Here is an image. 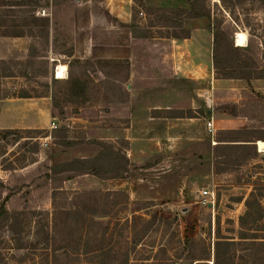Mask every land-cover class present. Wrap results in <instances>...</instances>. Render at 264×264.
Wrapping results in <instances>:
<instances>
[{"label":"rangeland","instance_id":"1","mask_svg":"<svg viewBox=\"0 0 264 264\" xmlns=\"http://www.w3.org/2000/svg\"><path fill=\"white\" fill-rule=\"evenodd\" d=\"M23 1L12 0L0 10L31 9L35 16L49 18V25L23 37L0 35V99L47 94V99L29 102L50 105L53 93L65 113L59 116L52 108L50 119L40 103L35 127L14 128L20 130L16 141L0 139V210L6 212L0 220V264H264V162L246 163L256 155L240 164H219L224 156L216 159L217 150L229 142L212 146L211 137L215 142L251 138L249 133L223 134L231 129L221 120L214 134L206 129L213 111L218 120L249 113L258 118L259 128L264 103L256 89L264 78H220L241 86L222 87L221 100L205 92L201 96L196 87L203 82L187 84L170 72V48L151 38L166 37L171 29L150 27L155 16L144 3L137 2L132 21L124 23L98 0L19 5ZM204 5L211 28V21L223 19L235 30L234 45L237 32L246 34L245 45L250 41L257 49L254 73L264 72L262 1L205 0ZM16 18L17 24L27 23L21 13ZM131 37L139 42L129 49L143 67L140 72L149 74L148 61H154L157 81L129 79L126 60L107 59L118 46L130 44ZM74 39L87 47L75 50ZM70 48L71 58L63 55ZM61 65L65 77L56 78ZM68 76L85 84L83 98L66 101ZM175 85L186 87L191 96L166 97ZM197 98L203 102H194ZM8 110L2 119L17 121L15 125L28 119L12 106ZM52 122L65 126L68 137L79 143L57 144ZM97 141L127 156L124 177L84 174L61 180L62 174L50 171L73 158H93L100 152ZM203 189L214 196L207 204L200 196ZM251 192L263 211L256 223L245 214ZM148 220L153 223L144 230Z\"/></svg>","mask_w":264,"mask_h":264},{"label":"trees","instance_id":"2","mask_svg":"<svg viewBox=\"0 0 264 264\" xmlns=\"http://www.w3.org/2000/svg\"><path fill=\"white\" fill-rule=\"evenodd\" d=\"M12 0H0V6L12 5ZM189 3L188 8H162V7H147V13L155 16L154 21L149 23L150 27L159 26L166 29H171L166 37H172L176 39H185L190 37V31L184 28L183 22L186 19L191 18H207L210 19V12L204 5L205 0H187ZM264 5V0H261ZM38 5L37 0H24L19 2V5ZM17 13H21L24 19L27 20L26 24H17ZM135 13V12H134ZM135 19V16H133ZM223 19H214L211 21L212 25V67L214 69V77L216 79H241L247 82L252 78H264V72L260 75L254 73L257 64L252 60L255 59L257 49L254 44L248 41L245 46L234 45L233 34L235 30L230 27L229 24H223ZM49 25V18L37 17L34 14V10H19L14 11L10 8L0 10V35L10 37H23L31 35L33 29L39 27H47ZM23 26L28 27L27 30H23ZM135 26V24H132ZM63 55L71 58L73 56V49L70 48ZM77 60V59H76ZM20 63V62H18ZM68 86L66 88V101H77L84 97L85 84L79 79L67 78ZM38 96H47L36 95ZM16 97L27 98L32 97L29 94H18ZM51 105L57 112V115L64 116V108L58 99V96L50 94ZM33 130H29L32 132ZM39 132V131H38ZM20 130L19 129H0V139L6 142L18 140ZM222 133V132H221ZM223 134L233 137V135L246 134L244 130H226ZM52 137L55 142L61 146L71 147L79 142L71 140L67 135V128L61 126L54 128ZM229 144H222L217 152V158L224 156L223 160H219V164L225 162H232L233 164H240L250 157L257 155L256 146L253 139H244L243 142H236L240 140H233L231 138L226 140ZM234 143V144H233ZM238 143V144H235ZM96 145L100 147V152L93 158H73L69 161L51 166L50 171L52 173L62 174L61 180H69L76 176L84 174H92L101 179H114L122 178L128 172L129 160L125 154H122L119 150L107 142L97 141ZM228 146V147H227ZM216 152V153H217ZM218 171L223 170L220 165L217 166ZM60 180V181H61ZM246 211L245 214L252 218V221L256 223L257 219L262 217L263 211L260 208V203L253 197V192L249 194V197L245 200ZM3 210V209H2ZM0 210L1 215L6 212ZM243 221L244 218L242 217ZM153 220H148L144 224V230L152 225ZM135 243V242H134ZM264 243V242H263Z\"/></svg>","mask_w":264,"mask_h":264},{"label":"crops","instance_id":"3","mask_svg":"<svg viewBox=\"0 0 264 264\" xmlns=\"http://www.w3.org/2000/svg\"><path fill=\"white\" fill-rule=\"evenodd\" d=\"M92 2L93 0H89ZM142 2L147 6L154 7H165V8H188L189 3L187 0H98V3L102 5L104 11L106 10L109 15L118 21L128 23L132 21V12L137 2ZM184 28L190 31V37L185 39H176L172 37H152L154 41H161L166 43L170 48V61L171 68L170 72L174 75L177 80L183 81L184 83L193 82L198 85L199 88L196 87L197 92H203L201 96L207 93L208 96H213L214 100H221V88H233L241 86L240 82H236L234 80H222L216 79L214 77V71L212 67V28L210 27L209 20L202 18H191L186 19L183 22ZM80 43V42H79ZM138 40L136 38H130V44L127 46H118L117 50H113L111 56L107 59L113 60H126L128 62V74L129 79H138V81H148L151 84L150 80L157 81L156 77V64L154 61H148V71L152 72L153 75L147 74V72H140L143 70L142 66H138V63L135 62V56L132 55V52L129 48L133 46H138ZM84 46L87 47V43L78 44V42L74 39L73 47L76 50L78 47ZM126 62V63H127ZM141 64V63H139ZM141 67V68H139ZM57 67L55 69V74L57 73ZM138 75H136L137 72ZM133 79V80H134ZM140 79V80H139ZM142 79V80H141ZM234 81V82H233ZM178 83V82H176ZM253 83V82H252ZM189 84V83H187ZM260 89H256L258 93H260V100L264 103V81L259 84ZM172 86L170 89L166 90L165 96H179L182 97L184 93L188 90L186 87ZM195 89V88H193ZM219 89V90H218ZM188 96H191L189 93H186ZM133 95V94H131ZM187 96V97H188ZM193 96V94H192ZM198 97V96H197ZM32 98L47 99L48 96H38V97H12L6 99H0V112L2 110V116H0V129H14V128H22V127H35L34 125V117L38 112V104L44 103V108L46 112H48V116L52 119L51 109L52 106L48 104V102L38 101L36 103L29 102ZM13 101V102H11ZM194 102L202 103L203 100L193 99ZM10 106L14 107L15 110L21 112V115L27 116V120L23 122L22 125H15L13 123H18L17 121H9L4 120L2 118L7 116V112H9ZM158 109L161 107L156 106ZM155 106L150 107V109L156 110ZM12 109V108H11ZM165 109H171V107H166ZM261 125L257 128V124L254 122L258 118L252 117L251 114L247 113L246 116H236V117H222V119H217L215 111H213L210 117L207 119V131L208 133H213L216 131L215 123L221 120L224 125L223 127L231 130H240L245 129L247 134L251 139L254 140V144L257 150V157L250 159L246 163L248 165H258L260 162H264V148L260 149L258 146V142H264V107L262 109V113L259 115ZM45 121V120H44ZM21 122V121H20ZM38 127V125H37ZM212 135V134H211ZM212 146H217L222 144L221 141L213 139L211 137ZM218 159V158H216ZM246 164V165H247Z\"/></svg>","mask_w":264,"mask_h":264},{"label":"bare ground","instance_id":"4","mask_svg":"<svg viewBox=\"0 0 264 264\" xmlns=\"http://www.w3.org/2000/svg\"><path fill=\"white\" fill-rule=\"evenodd\" d=\"M246 44V34L244 32H237L236 33V45L238 46H244ZM65 70V66L61 65L57 69L56 78H64L65 74L63 73ZM258 146L260 149L264 148V142L259 141ZM176 264H182V263H176Z\"/></svg>","mask_w":264,"mask_h":264},{"label":"built area","instance_id":"5","mask_svg":"<svg viewBox=\"0 0 264 264\" xmlns=\"http://www.w3.org/2000/svg\"><path fill=\"white\" fill-rule=\"evenodd\" d=\"M51 126H52L53 128L56 127L54 122H52ZM200 196H201V199H202V203H204V204H207V203L210 201V200L207 199L208 197H211V198L214 197V196H213V193H211V192L208 191L207 189H203V190L200 192Z\"/></svg>","mask_w":264,"mask_h":264},{"label":"water","instance_id":"6","mask_svg":"<svg viewBox=\"0 0 264 264\" xmlns=\"http://www.w3.org/2000/svg\"><path fill=\"white\" fill-rule=\"evenodd\" d=\"M209 206H210V204H209Z\"/></svg>","mask_w":264,"mask_h":264}]
</instances>
